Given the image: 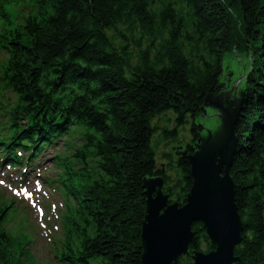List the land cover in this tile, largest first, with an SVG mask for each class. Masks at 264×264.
<instances>
[{
	"label": "trees",
	"instance_id": "obj_1",
	"mask_svg": "<svg viewBox=\"0 0 264 264\" xmlns=\"http://www.w3.org/2000/svg\"><path fill=\"white\" fill-rule=\"evenodd\" d=\"M2 1L6 145L71 141L59 164L77 203L66 234L75 264H143L146 183L163 178L180 206L193 185L189 160L165 155L171 164L160 168L159 147L206 114L209 97L240 91L223 60L233 48L247 51L252 68L230 125L237 144L229 171L243 223L235 254L240 264H264V0H9L14 18ZM168 113L174 130L160 121ZM204 130L190 124V155ZM10 205L0 201V264H32L20 253L28 254L26 236L4 224ZM193 232L179 264H190L203 242L206 252L215 249L201 222Z\"/></svg>",
	"mask_w": 264,
	"mask_h": 264
},
{
	"label": "water",
	"instance_id": "obj_2",
	"mask_svg": "<svg viewBox=\"0 0 264 264\" xmlns=\"http://www.w3.org/2000/svg\"><path fill=\"white\" fill-rule=\"evenodd\" d=\"M245 75L241 76V80ZM236 94L240 92L236 91ZM230 95L231 92L224 93L218 101L208 98L224 121V129H218L215 134L221 130L222 133L212 137L208 132V140L201 136L193 155L188 150L176 152V155L188 159L191 165L193 185L186 204L170 203L169 195L163 191V178H152L146 183L148 212L143 227V264H179L181 257L190 254L195 238V222L203 224L215 249L195 251L190 264H240L235 251L243 240V223L236 205V186L229 169L237 141L234 125H230L238 117L242 102L236 98L227 101Z\"/></svg>",
	"mask_w": 264,
	"mask_h": 264
},
{
	"label": "rangeland",
	"instance_id": "obj_3",
	"mask_svg": "<svg viewBox=\"0 0 264 264\" xmlns=\"http://www.w3.org/2000/svg\"><path fill=\"white\" fill-rule=\"evenodd\" d=\"M11 4H16L15 1L11 0ZM5 5V10L11 14L12 18H14V12L15 9H9V4L8 2H4ZM2 54V53H1ZM0 57H2L0 55ZM224 64L226 67H228L232 72H235L236 76L239 77L238 78V82H239V89L240 91L244 89L243 86H240V83L243 79H245L247 72H249V70L251 71L252 68V62L250 61V58L248 56L247 51L245 50H237V48H233V50H231L230 52H227L224 55ZM245 75V77L241 80V76ZM241 80V81H240ZM246 84H244L245 86ZM238 91V92H240ZM234 96H237L238 94H236V92H234L233 94ZM240 95V94H239ZM7 114H0V122L3 125H8L10 126V118L9 115L7 116ZM169 118L174 119V114L172 113H168L166 115H163L160 117V121L162 122V126L165 127L166 125L169 126L172 130H174V127H176V122L175 119L174 120H170V124H168L167 120ZM191 122V120H190ZM188 124V126H186V129H184V127H180L178 130V139L177 141H166L164 143L161 144V146L159 147V154H158V166L160 168H166L167 170L169 169V161L167 159H165V155H172L173 157H178L179 155H176L177 153L180 152H184L186 151L187 147L185 146L187 141H190L191 139V135L189 133V128H190V124L192 125L193 122H196L197 124H202L205 127V130L202 132L201 136H203L206 140L209 139V133L212 135V137H215L216 130L217 128L220 129L222 127V123H221V118L218 117L217 112L215 110V108L210 107L206 109V114H201L197 117L196 120H192V122ZM26 123V121H25ZM27 124V123H26ZM72 129V128H71ZM74 131V129H72ZM70 130V131H72ZM207 130V131H206ZM218 131V130H217ZM209 132V133H208ZM214 133V134H213ZM5 136H8L5 134ZM64 136L60 137L59 139H57L56 141L59 140H64ZM194 144H198V142L194 143ZM175 148V149H173ZM179 148V149H177ZM197 150V148H196ZM41 162L44 163V165L48 164L45 161H43L41 159ZM59 169H61L60 167H58ZM74 168H77V165H74ZM162 169V170H163ZM62 170V169H61ZM169 173H172L169 171ZM7 193H9L10 195H14L9 189H5ZM21 198V197H20ZM48 201V203L50 202L51 204L53 203V205L55 204L57 206V209H49V214L46 216L45 221H41L40 218L38 217V213L41 209L40 205H33L30 206L28 205L29 208V212L30 215H32L33 217L35 216L36 220V227H34L33 229H31V227L25 223L21 226H17L16 222H15V215L13 213H11V215L7 216L6 219H4V224L7 227V229L11 230L14 234H24L22 233L23 231H25L26 234H28L29 239H34V242L29 246V253L28 254H22L23 250H20L21 253V257L26 258L28 260L29 263L32 264H58L54 258H53V252H51V250L53 249V246H55V244L53 243L55 240L58 241L60 240L59 244H61V246L63 245V240H64V234H65V230L63 227V224H61V220H62V216H61V212L63 209H61V204L63 203V199L60 196H55L52 199L49 198L48 195H42L41 198V203L42 206H45V202ZM27 202V201H26ZM54 205V206H55ZM18 207H21L20 205ZM13 209V207H12ZM13 211H15L13 209ZM59 217V218H58ZM19 221H22L21 218H18ZM43 222V223H42ZM22 227V228H21ZM21 231V232H20ZM25 235V234H24ZM203 239V238H200ZM67 242V241H66ZM21 248V245H20ZM202 251L206 252V244L205 242L202 243ZM19 250V249H18ZM67 252V250H65V253ZM184 257V256H183ZM181 257V258H183ZM53 258V261H52ZM193 261V260H192Z\"/></svg>",
	"mask_w": 264,
	"mask_h": 264
},
{
	"label": "bare ground",
	"instance_id": "obj_4",
	"mask_svg": "<svg viewBox=\"0 0 264 264\" xmlns=\"http://www.w3.org/2000/svg\"><path fill=\"white\" fill-rule=\"evenodd\" d=\"M235 98H236V99H240L239 94H238L237 96H234V95L231 96V95H230V98H229L227 101H230V100H233V101H234ZM208 102H209V101H208ZM210 107L215 108V106H213V105H212V106L209 105L207 108H210ZM216 112H217V111H216ZM217 115H218V113H217ZM218 117L221 118V120L223 121V117H222V115H218ZM223 123H224V121L222 122V127H221V129H224V124H223ZM218 128H219V127H218ZM218 128H217V130H218ZM217 130H216V131H217ZM221 133H222V130H221L218 134H221ZM215 136H216V135H215ZM202 137H203V136H202ZM236 144H237V143H236ZM198 145H199V143H198ZM235 146H236V145H235ZM196 148L198 149V146H196ZM218 157H219V156H218ZM219 158H220V157H219ZM223 165L226 166L225 163H224ZM156 188H157V187H156Z\"/></svg>",
	"mask_w": 264,
	"mask_h": 264
},
{
	"label": "flooded vegetation",
	"instance_id": "obj_5",
	"mask_svg": "<svg viewBox=\"0 0 264 264\" xmlns=\"http://www.w3.org/2000/svg\"><path fill=\"white\" fill-rule=\"evenodd\" d=\"M197 144H194V147H196Z\"/></svg>",
	"mask_w": 264,
	"mask_h": 264
}]
</instances>
